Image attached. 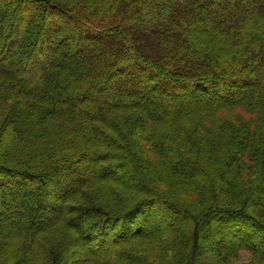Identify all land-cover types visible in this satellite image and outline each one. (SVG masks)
Returning a JSON list of instances; mask_svg holds the SVG:
<instances>
[{
  "label": "trees",
  "instance_id": "1",
  "mask_svg": "<svg viewBox=\"0 0 264 264\" xmlns=\"http://www.w3.org/2000/svg\"><path fill=\"white\" fill-rule=\"evenodd\" d=\"M0 11V264H264V0Z\"/></svg>",
  "mask_w": 264,
  "mask_h": 264
},
{
  "label": "rangeland",
  "instance_id": "2",
  "mask_svg": "<svg viewBox=\"0 0 264 264\" xmlns=\"http://www.w3.org/2000/svg\"><path fill=\"white\" fill-rule=\"evenodd\" d=\"M57 1H60L61 3L63 2V4H64L65 1H67V0H57ZM13 2H14V0H0V6L3 7L5 4L12 5ZM5 15H6L5 13L3 15L1 13V11H0V16L1 17H4ZM32 15H34V14H29L28 17H26V18H29ZM6 16H8V15H6ZM66 19H67V21L63 22L62 19H61V21L64 24H66V26H70L71 27L70 19L68 17H66ZM65 50H66V53L69 52V48L68 47ZM69 55H70V53H69ZM244 91L245 90H241V89L236 90V92H238V93L239 92H244ZM124 172H126V174L123 175V180H126L127 182H130V179H129V168H127V166L124 168ZM103 173L102 172L101 173H97L96 172V174H103ZM85 174H86L85 171H81V172L78 173V176L79 177H84ZM53 179H59L60 180L58 185H55V187L52 190V193L50 194V197L56 198L58 196V193L62 191V184H64V182L68 183L69 180H68L67 177L65 178L63 175L53 176ZM165 214L167 215V213H165ZM201 235H202V233H201ZM247 240L255 243V237L254 236L247 237ZM219 241H222V243L225 244L226 242L230 241V239L228 237H223V236L222 237H216V238L213 239V241L211 240L210 242L203 243V244L200 243V245L201 246H205V248L207 250L206 252L211 254L212 250L214 249V247H217V244H218ZM117 251H118V247L112 248V252L116 253ZM241 257L242 258H240L239 261L236 262V264H249L250 263L249 260L247 259L246 255L243 254ZM68 263H69V260H68Z\"/></svg>",
  "mask_w": 264,
  "mask_h": 264
}]
</instances>
